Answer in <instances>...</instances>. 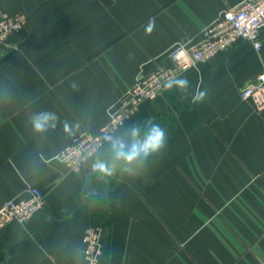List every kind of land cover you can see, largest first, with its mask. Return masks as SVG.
Segmentation results:
<instances>
[{"label": "crops", "instance_id": "0c3cea01", "mask_svg": "<svg viewBox=\"0 0 264 264\" xmlns=\"http://www.w3.org/2000/svg\"><path fill=\"white\" fill-rule=\"evenodd\" d=\"M242 1L0 0L27 17L0 53V204L33 187L45 196L2 230L0 264H85L88 225L107 231L102 264H264V110L240 96L264 70V29L260 51L241 41L193 65L175 79L187 92L167 88L115 131L146 117L166 131L167 148L135 175L93 172L111 158L105 143L80 171L58 158L100 132L139 78L172 65L174 46ZM40 111L57 114L55 130L32 131Z\"/></svg>", "mask_w": 264, "mask_h": 264}, {"label": "built area", "instance_id": "2783aa9c", "mask_svg": "<svg viewBox=\"0 0 264 264\" xmlns=\"http://www.w3.org/2000/svg\"><path fill=\"white\" fill-rule=\"evenodd\" d=\"M24 13H8L0 9V53L5 51L14 36L21 33L26 24ZM264 0H243L226 10L217 20L206 26L197 40L187 39L169 52L172 65L163 66L139 78L120 100L108 122L98 133L84 132L65 146L58 158L70 171L82 170L88 161L96 159L104 145V137L117 131L146 100L156 99L166 84L174 81L193 65L229 51L238 42L254 45L257 51L263 46ZM244 101H249L258 111L264 110V70L258 73L240 91ZM45 196L40 188L33 187L28 198L5 199L0 204V234L12 221H27L40 211ZM104 229L88 225L84 232L83 254L85 264H102L104 253Z\"/></svg>", "mask_w": 264, "mask_h": 264}, {"label": "clouds", "instance_id": "9594fccd", "mask_svg": "<svg viewBox=\"0 0 264 264\" xmlns=\"http://www.w3.org/2000/svg\"><path fill=\"white\" fill-rule=\"evenodd\" d=\"M75 88V83L73 84ZM189 82L186 78L171 81L166 88H177L181 92H187ZM204 93H199L193 98V102L202 101ZM59 117L55 112L40 111L33 113L30 118L32 131L36 134H44L55 130ZM76 128L79 125L75 126ZM64 131L73 134V126L64 123ZM110 153V159L97 158L92 163V170L100 177H112L117 171L135 175L134 165L147 161L149 157L162 154L167 148L168 138L165 129L154 118L146 117L124 128L119 133L107 134L104 137Z\"/></svg>", "mask_w": 264, "mask_h": 264}, {"label": "water", "instance_id": "95a60500", "mask_svg": "<svg viewBox=\"0 0 264 264\" xmlns=\"http://www.w3.org/2000/svg\"><path fill=\"white\" fill-rule=\"evenodd\" d=\"M104 236H107V231L105 230ZM104 245H106V241H104Z\"/></svg>", "mask_w": 264, "mask_h": 264}]
</instances>
